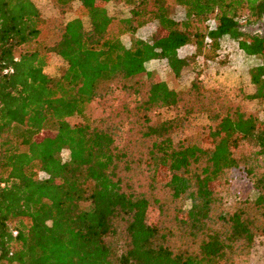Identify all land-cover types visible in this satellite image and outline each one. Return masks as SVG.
I'll return each instance as SVG.
<instances>
[{"label": "trees", "instance_id": "trees-1", "mask_svg": "<svg viewBox=\"0 0 264 264\" xmlns=\"http://www.w3.org/2000/svg\"><path fill=\"white\" fill-rule=\"evenodd\" d=\"M108 1L55 0L60 11L77 2L78 15L50 46L20 51L42 38L44 19L32 0H0V264H235L264 235V121L242 105L264 100V37L243 30L261 19L264 0H126L127 21L108 15ZM151 22V41L120 42ZM226 38L256 62L239 102L207 94L197 78L183 92L124 84L152 59L177 78L178 48L204 46L214 58ZM50 55L64 63L55 77L43 73ZM115 88L135 97L140 157L118 149L109 128L69 122ZM157 108L176 112L152 123ZM191 115L210 122V148L173 142ZM134 164L146 192L133 188ZM239 169L255 196L226 204L217 188Z\"/></svg>", "mask_w": 264, "mask_h": 264}, {"label": "rangeland", "instance_id": "rangeland-1", "mask_svg": "<svg viewBox=\"0 0 264 264\" xmlns=\"http://www.w3.org/2000/svg\"><path fill=\"white\" fill-rule=\"evenodd\" d=\"M44 19L43 36L40 40L27 46L21 47L20 51L41 50L50 46L57 40L62 26L78 15V3L72 2L69 7L60 11L55 5V0H32ZM126 0H110L103 4L108 15L114 19L127 21L128 5ZM170 17L175 22H180L182 10L171 4ZM82 23L87 27L86 19ZM126 26V25H125ZM249 33L257 31L256 26L243 29ZM157 32L155 22L146 24L137 29L133 35L123 33L119 40L125 46H129L131 38H138L144 41H151ZM218 52L215 57L209 56L206 48L202 46L195 52L192 45H185L177 49L176 53L182 61L178 66V77L173 78L163 59H152L143 64L144 72L124 81L128 85L135 80L163 81L167 86L176 91L183 92L188 89L190 83L197 78L207 94L223 93L233 103L240 101L238 92L251 93L253 87L249 84L247 71L256 62L253 59L245 58L237 48L236 43L228 38L220 41ZM64 63L55 55H50L47 66L43 73L48 77H55L61 73ZM135 97L129 96L118 88L112 89L108 94L95 98L86 108L82 117L73 116L69 119L70 124H81L87 122L92 126H103L113 130L114 145L118 149L125 150L128 154L139 156V147L135 141L133 129H130L131 122L136 116ZM243 107L256 114L260 121H264V100L262 102H242ZM174 108H157L148 113L152 123L168 120L175 115ZM210 122L203 115H191L186 119L183 129L173 133L174 143H186L187 141H199L203 148H210L211 143L208 134ZM45 133H43L44 135ZM241 151H247V146H242ZM66 158V152L60 154V159ZM131 183L137 192H146L147 179L144 168L141 165H132ZM262 169H255L258 175ZM40 177V175H39ZM214 186V185H213ZM217 188V187H215ZM225 203L231 204L233 197L253 198L255 192L252 189V181L245 177L239 170L229 171L223 180V185L217 188ZM229 204V205H230ZM225 207H229L226 206ZM235 264H264V235L255 238L252 248L247 256L235 259Z\"/></svg>", "mask_w": 264, "mask_h": 264}, {"label": "flooded vegetation", "instance_id": "flooded-vegetation-1", "mask_svg": "<svg viewBox=\"0 0 264 264\" xmlns=\"http://www.w3.org/2000/svg\"><path fill=\"white\" fill-rule=\"evenodd\" d=\"M254 26L257 27V31L255 33H251V34L264 37V14L262 15L261 19L259 21H257V23Z\"/></svg>", "mask_w": 264, "mask_h": 264}, {"label": "built area", "instance_id": "built-area-1", "mask_svg": "<svg viewBox=\"0 0 264 264\" xmlns=\"http://www.w3.org/2000/svg\"><path fill=\"white\" fill-rule=\"evenodd\" d=\"M208 24H209V26H211L212 22L211 21H208Z\"/></svg>", "mask_w": 264, "mask_h": 264}, {"label": "water", "instance_id": "water-1", "mask_svg": "<svg viewBox=\"0 0 264 264\" xmlns=\"http://www.w3.org/2000/svg\"><path fill=\"white\" fill-rule=\"evenodd\" d=\"M248 28H250V27H248Z\"/></svg>", "mask_w": 264, "mask_h": 264}]
</instances>
